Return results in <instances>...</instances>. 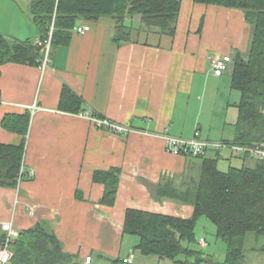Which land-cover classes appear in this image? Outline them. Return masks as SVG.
<instances>
[{"label": "crops", "instance_id": "1", "mask_svg": "<svg viewBox=\"0 0 264 264\" xmlns=\"http://www.w3.org/2000/svg\"><path fill=\"white\" fill-rule=\"evenodd\" d=\"M33 1L0 0V34L39 41ZM81 23L91 29L54 46L45 68L19 62L0 67V142H25L23 164L35 173L16 188L0 187V220H13L19 230L47 222L65 250L79 257L93 250L117 255L99 240L117 244L127 209L194 214L203 158L169 153L165 136L190 138L199 129L204 138L234 141L232 125L206 118L213 109L225 113L234 91L232 78H222L225 72L218 74L211 62L230 55L232 66L247 53L252 26L239 8L195 0H182L175 35L140 29L135 16L128 19L131 41L118 43L112 17ZM64 86L88 112L130 131L118 134L86 113L61 110ZM240 97L236 93L235 104ZM27 112L26 136L4 128L7 115ZM235 160L242 165L247 159ZM114 167L122 170L120 185L115 204L106 205L105 185L94 173Z\"/></svg>", "mask_w": 264, "mask_h": 264}, {"label": "trees", "instance_id": "2", "mask_svg": "<svg viewBox=\"0 0 264 264\" xmlns=\"http://www.w3.org/2000/svg\"><path fill=\"white\" fill-rule=\"evenodd\" d=\"M195 1L239 8L252 26L248 52L238 54L231 66L232 88L241 94L235 104L233 142L264 141V0ZM181 4L182 0H34L30 11L39 31V41H19L0 34V67L7 62L42 65L49 40L48 55L54 46L69 44L76 26L83 20L97 21L103 16L115 20L114 39L118 43L131 41L133 27L128 19L135 16L141 17L140 29L155 27L165 34L175 35ZM60 109L88 112L82 98L68 86L63 88ZM30 120L31 115L27 112L7 115L2 124L4 128L26 136ZM24 151L25 142L20 145L0 142V187L19 186ZM201 158L202 170L191 217L129 208L123 234L137 235V248L145 255L169 259L174 264H246L248 233L264 236V160L254 159L252 164L237 165L233 153L223 154L222 150ZM220 159L228 161L227 170L219 167ZM121 174L118 167L95 171L94 180L105 185L103 204H115ZM201 217L216 225V236L225 242L227 251L223 261L210 258L200 246L196 227ZM2 237L0 232V239ZM11 248L13 260L18 263L81 264L80 257L65 250L47 222H37L20 230V236ZM258 250L264 252V245ZM124 257L119 256L111 263L126 264Z\"/></svg>", "mask_w": 264, "mask_h": 264}, {"label": "built area", "instance_id": "3", "mask_svg": "<svg viewBox=\"0 0 264 264\" xmlns=\"http://www.w3.org/2000/svg\"><path fill=\"white\" fill-rule=\"evenodd\" d=\"M91 29L88 23H80L76 26L75 32L78 34H85ZM50 46V40L47 42V54L43 60V67L45 68L48 63V51ZM232 62V57L230 55H224L221 58H216L211 62V67L218 74H222L229 69V65ZM32 110L37 109V105L32 106ZM91 117V120L98 127L108 126L111 130L118 134L126 135L130 128L124 125L117 124L110 121L107 118H102L100 116L92 115L86 113ZM165 146L166 150L172 154L179 155H192L195 157H205L213 153L214 151H221L224 149H229L234 157L239 159H244L245 157L264 160V141L254 142L251 144L238 143V142H227V141H215L212 139L204 138L202 132L196 129L194 135L190 138L178 137L171 134L165 136ZM23 173L29 177H34L33 170H26L24 164L21 169V176L19 177V185L23 181ZM0 232L3 233L2 239H0V264H28V263H18L13 260L14 252L11 248L12 243L20 236V230L15 226L13 220H0ZM199 243L202 246L206 245V239L201 237ZM135 259L134 253H129L123 258V262L126 264H133ZM94 257L92 254L85 255L81 264H93Z\"/></svg>", "mask_w": 264, "mask_h": 264}, {"label": "rangeland", "instance_id": "4", "mask_svg": "<svg viewBox=\"0 0 264 264\" xmlns=\"http://www.w3.org/2000/svg\"><path fill=\"white\" fill-rule=\"evenodd\" d=\"M231 63L229 65V68L231 66ZM231 73L232 71L231 69H229L228 71L225 72L222 78H226L230 80ZM236 93L239 94V91L234 90L230 94V101L232 103V106H230L225 111V113H223V111H220L218 109H213L207 112L206 118L208 120L216 118L221 122L226 121L227 123H229L228 128L231 129V125L234 123L237 115V107L235 106ZM208 109L210 110V107L207 108L206 106V110ZM229 152L230 150H225V152L224 150H222L223 154ZM198 158L201 159V157ZM235 158L236 157H234V159ZM253 162H254L253 158L246 160V163L249 164H252ZM234 163L239 165L236 162V160H234ZM228 166H229L228 161L224 159H220L219 167L221 169L227 170ZM30 179L31 178L25 176L23 178V181H27ZM196 235L198 239H200L201 237H204L206 239L207 242L206 245L202 246L200 244V246L203 248V250H205V252L209 255L210 258L213 259L215 258L218 261L224 260L227 251L226 244L221 238L216 236V225L211 220L207 219L206 217H201L196 227ZM99 241L100 243H104V244L106 243L109 248H117L118 254L114 255L110 252L107 253L104 252L103 255L100 256V254L102 253L100 252L101 250H93L92 252L94 257L93 264H112L111 261L113 259L119 256H126L129 252L135 254V259L133 264H174L172 260L160 259L158 256L145 255L144 253H142V251L139 248H137V245L139 243V237L137 235L123 234L121 238L119 237V239L117 240V244H115V240H110L107 237H104ZM263 245H264V236L258 237L253 232L248 233L245 242L246 264H264V252L258 250V248H261ZM196 247H199V244L198 245L196 244ZM80 256L83 258L85 254H82Z\"/></svg>", "mask_w": 264, "mask_h": 264}]
</instances>
